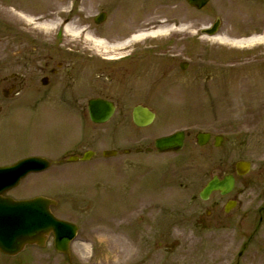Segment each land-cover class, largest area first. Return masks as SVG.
I'll return each mask as SVG.
<instances>
[{
	"label": "rangeland",
	"instance_id": "374dc122",
	"mask_svg": "<svg viewBox=\"0 0 264 264\" xmlns=\"http://www.w3.org/2000/svg\"><path fill=\"white\" fill-rule=\"evenodd\" d=\"M227 4L210 0L207 8L195 10L184 0H0V57L6 19L29 34L59 33L60 47L76 52L70 91L111 98L117 107L108 123L94 125L85 104H71L75 110L54 104L33 116L35 126L0 133V164L20 155L58 157L64 152L66 159L87 149L98 156L26 177L23 194H57L60 204L54 212L80 228L70 262L53 254L36 264H264V217L259 223L257 214L264 201V43L240 49L199 35L200 27L217 16L222 20L217 36L264 35V11L258 0ZM62 9L72 11L63 16ZM102 11L107 20L96 25L93 18ZM15 13L59 26L44 32ZM65 18L82 31L79 36L65 34L60 25ZM172 26L183 30L130 46L137 49L135 60H108L120 51L96 48L84 37L88 32L113 44L131 31ZM181 63L187 68L181 69ZM136 104L155 112L149 127L133 126L130 113ZM183 129L190 136L178 153H134L158 136ZM197 131L222 135L221 146L214 147L212 139L197 146ZM124 148L130 155L121 152ZM108 149L119 153L103 158L101 152ZM238 160L252 163L232 192L238 206L224 219L218 212L206 218L215 196L202 202L197 191ZM147 198L168 209L161 213L160 205L140 202ZM195 207L203 212H193ZM197 217L204 228L196 225ZM20 256L0 255V260L14 263Z\"/></svg>",
	"mask_w": 264,
	"mask_h": 264
},
{
	"label": "flooded vegetation",
	"instance_id": "af4514ba",
	"mask_svg": "<svg viewBox=\"0 0 264 264\" xmlns=\"http://www.w3.org/2000/svg\"><path fill=\"white\" fill-rule=\"evenodd\" d=\"M2 38L0 133L13 130V127L16 126H24L28 120L24 117V111L27 110L28 113L33 114L42 105L58 104L67 109L75 110L71 104L81 103L85 104L84 108L87 109L86 104L90 97L74 95L70 91L75 83L71 68L74 58L73 54L69 53L70 48H65L64 45L60 47L59 39L62 38H59V33H55L53 37H41L36 33L29 34L21 24H13L6 19L2 28ZM136 53L137 49L128 48L119 59L121 58L122 61L135 60ZM55 90H59V92L55 94ZM16 160L12 159L6 164ZM25 186V180H20L8 191L3 190L0 195L14 199H25L27 198L26 194L22 193ZM215 195L216 198L211 200L212 205H210V208L204 211L205 217L209 219L214 213L218 212L219 216L224 219L238 206V201L234 196L223 197L218 193H215ZM228 201H233L229 204L234 205V207L225 213L224 205ZM200 209L195 207L193 212H197L199 215L203 212ZM196 221V225L199 227L204 228V225H206L199 217L196 218ZM46 250H48L46 254H39V251ZM21 254L24 256H20L17 262L10 263L9 261L0 260V264H36L42 258H52L53 254L62 261L70 262L72 259L70 253L64 254L54 248L51 234L47 236L43 247L35 244L27 245L21 253L14 256H6L0 253L1 256L7 258L19 257Z\"/></svg>",
	"mask_w": 264,
	"mask_h": 264
},
{
	"label": "water",
	"instance_id": "95a60500",
	"mask_svg": "<svg viewBox=\"0 0 264 264\" xmlns=\"http://www.w3.org/2000/svg\"><path fill=\"white\" fill-rule=\"evenodd\" d=\"M191 5L200 8L205 0H187ZM102 16L96 22L102 20ZM211 33V31H210ZM89 115L93 122L101 123L110 118L113 112V105L110 102L94 99L88 102ZM133 122L137 126H146L152 119L153 114L145 107L136 106L132 110ZM208 134H199L198 143L206 142ZM183 134L178 132L167 137L159 138L155 141V147L159 152L176 151L182 147ZM105 152L104 155H111ZM90 153H85L82 159H88ZM76 158H71L74 160ZM48 167V162L41 158H28L15 166L0 168V185L11 184L20 176L29 172L40 171ZM249 169L248 163H238L236 171L244 174ZM233 187L232 176H226L219 181L214 177L201 191V198L217 190L221 194L228 193ZM55 203L46 198L37 197L30 200L13 201L9 198L0 199V250L4 253L14 254L18 252L24 244L30 243L42 234L52 231L55 235V246L61 245L60 239L63 232H67V237L72 238L75 228L66 222L57 220L50 212V206ZM228 208V207H227ZM264 213V207L262 209ZM71 225V226H70ZM65 245V241H63Z\"/></svg>",
	"mask_w": 264,
	"mask_h": 264
},
{
	"label": "bare ground",
	"instance_id": "6f19581e",
	"mask_svg": "<svg viewBox=\"0 0 264 264\" xmlns=\"http://www.w3.org/2000/svg\"><path fill=\"white\" fill-rule=\"evenodd\" d=\"M64 13H66V12H64ZM21 17L23 20L27 21L30 24L35 23L34 19H32L28 16L22 15ZM53 23L54 22H50L49 24L42 23L41 27L42 28H51L52 27L51 25ZM63 29L69 35H72V36L78 35V30H74V26H73V23L71 21H67V23H65L63 25ZM165 32H166L165 30L160 29V28H156L153 30L138 31L135 33L134 36L130 37V39L128 41H126L125 43H121V44H119V43L109 44V43L105 42L104 40L95 39L89 33H85L84 37L86 39L92 41L93 45L96 48H103V49H106L107 51H114L115 49L121 48L125 45L136 43V42L143 40L147 37H155V36L162 34V33H165ZM214 39L219 41V42H228V40H227L228 38H226V37H220V38L215 37ZM233 40H235V41H229V43L233 44L234 46H249L255 42L263 41L264 37L263 36H252V37H249L247 39L240 38V39H233Z\"/></svg>",
	"mask_w": 264,
	"mask_h": 264
}]
</instances>
